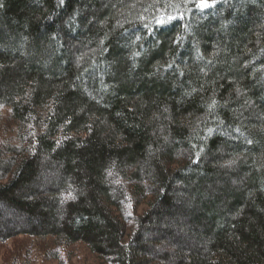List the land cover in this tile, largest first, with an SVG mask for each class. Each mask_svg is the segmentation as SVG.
<instances>
[{
  "label": "trees",
  "instance_id": "16d2710c",
  "mask_svg": "<svg viewBox=\"0 0 264 264\" xmlns=\"http://www.w3.org/2000/svg\"><path fill=\"white\" fill-rule=\"evenodd\" d=\"M209 3L0 0V244L264 264V0Z\"/></svg>",
  "mask_w": 264,
  "mask_h": 264
},
{
  "label": "rangeland",
  "instance_id": "374dc122",
  "mask_svg": "<svg viewBox=\"0 0 264 264\" xmlns=\"http://www.w3.org/2000/svg\"><path fill=\"white\" fill-rule=\"evenodd\" d=\"M21 240L29 242V240L25 239H19L18 241ZM16 243L9 240L0 244V264H105L91 256H86L83 253V250H80L79 247H75L76 251H67L68 249H66L63 253L61 252L62 261L60 263L54 259L43 257L40 253H37L34 250V254L32 253L29 256H26L25 253L27 252V247L12 252V249H14L13 245ZM17 252L20 253L17 254ZM29 252H31V250ZM42 254L44 253L42 252Z\"/></svg>",
  "mask_w": 264,
  "mask_h": 264
},
{
  "label": "snow or ice",
  "instance_id": "6c2138e0",
  "mask_svg": "<svg viewBox=\"0 0 264 264\" xmlns=\"http://www.w3.org/2000/svg\"><path fill=\"white\" fill-rule=\"evenodd\" d=\"M198 2H199V5H200L202 8L210 6L209 0H198ZM167 19H168V20H172L173 17H172V16H168ZM165 22H166V21H165L163 18H160V19L157 20V23H158V24H163V23H165ZM137 55H138V53H137ZM249 142H250V141H249Z\"/></svg>",
  "mask_w": 264,
  "mask_h": 264
}]
</instances>
